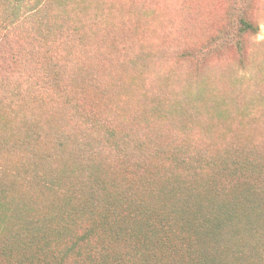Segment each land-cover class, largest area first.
<instances>
[{
	"label": "rangeland",
	"instance_id": "1",
	"mask_svg": "<svg viewBox=\"0 0 264 264\" xmlns=\"http://www.w3.org/2000/svg\"><path fill=\"white\" fill-rule=\"evenodd\" d=\"M84 6L0 46V264H264V0Z\"/></svg>",
	"mask_w": 264,
	"mask_h": 264
},
{
	"label": "trees",
	"instance_id": "2",
	"mask_svg": "<svg viewBox=\"0 0 264 264\" xmlns=\"http://www.w3.org/2000/svg\"><path fill=\"white\" fill-rule=\"evenodd\" d=\"M84 5L85 0H0V46L6 38V33L10 34L19 28L26 29L28 33L41 34L42 36L53 33L56 26L64 30L66 26L71 25L72 13L76 10L83 11ZM241 23L245 31L254 29L251 24L245 21ZM2 57L3 53H0V59ZM11 59L15 60V56L11 55ZM250 72L253 71L250 70ZM0 80H5V77L0 78ZM242 85L243 83L237 84L238 87ZM206 92V90H202L203 95ZM218 116L222 117L223 114H218ZM48 176L53 177L54 175L43 174L40 178L43 179ZM86 181L90 182L89 180ZM96 192L97 190L92 188L91 196L95 197ZM208 223L210 222H207L206 225ZM219 224L221 222L215 219L210 227H219ZM197 256L203 257L199 252ZM204 258H211V256Z\"/></svg>",
	"mask_w": 264,
	"mask_h": 264
},
{
	"label": "bare ground",
	"instance_id": "3",
	"mask_svg": "<svg viewBox=\"0 0 264 264\" xmlns=\"http://www.w3.org/2000/svg\"><path fill=\"white\" fill-rule=\"evenodd\" d=\"M228 221H230V220H228ZM228 221H227V222H228ZM227 224H228V223H227ZM219 225H220V224H219ZM229 225H230V224H229ZM213 258H214V257H213Z\"/></svg>",
	"mask_w": 264,
	"mask_h": 264
}]
</instances>
